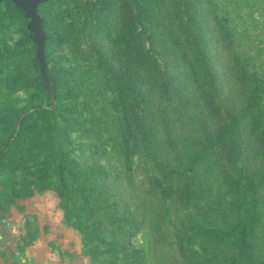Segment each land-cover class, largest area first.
I'll use <instances>...</instances> for the list:
<instances>
[{"label":"rangeland","instance_id":"374dc122","mask_svg":"<svg viewBox=\"0 0 264 264\" xmlns=\"http://www.w3.org/2000/svg\"><path fill=\"white\" fill-rule=\"evenodd\" d=\"M195 1L199 3L192 4L204 9L210 24V61H216L220 75L211 94L223 109L240 110L246 92L232 75L236 65L244 62L264 77V0ZM96 3L50 0L40 7L55 92L42 85L29 20L12 4L0 5V218L23 224L29 242L39 231L49 234L50 247L64 264H120L125 253L148 241L138 215L147 200L157 205L158 264H223L237 255V236L243 230L248 235L247 255L255 264H264V96L258 115L242 122L248 157L236 161L233 169L230 166L229 177L218 153H211L200 170L211 197L201 202L198 214L208 223L207 234L185 230L177 216L181 212L175 180L167 182L166 171L155 169L143 143L146 118L141 112L134 117L135 138L127 137L123 114L127 102L119 98L111 70H139L138 55L141 51L145 55L146 49L154 58L164 52L171 55L170 49L161 51L164 31L160 34L159 26L175 22L181 0H116L112 14L101 12ZM130 13L138 21L133 29ZM165 36L170 37V31ZM184 76L200 98L196 106L208 122L212 100L203 97L210 93L200 91L190 74ZM190 115L184 117L186 125ZM186 136L180 137L179 146L165 142L167 149L188 148ZM245 174L260 198L259 219L251 228ZM156 178L164 190L158 183L150 184ZM161 201L169 205L165 215ZM113 203L118 212L110 208ZM68 207L72 214L67 220ZM123 214L129 223L108 219ZM178 254L186 261L180 263Z\"/></svg>","mask_w":264,"mask_h":264},{"label":"trees","instance_id":"16d2710c","mask_svg":"<svg viewBox=\"0 0 264 264\" xmlns=\"http://www.w3.org/2000/svg\"><path fill=\"white\" fill-rule=\"evenodd\" d=\"M115 1L97 0L96 5L101 12L112 11V14L116 5ZM4 2L12 4L25 15L12 0H3L0 5ZM181 3V7L176 12L175 22L169 27L170 22L166 26H159V33L162 34L161 32L164 31L163 37L159 40V44L163 48H161V51L170 49L172 50L171 55L164 52L163 54L159 53L157 58H154L149 54L150 51L146 49L145 55L142 51L139 52L138 59L141 64L139 70L131 69L124 72L119 71L117 68L114 69V67L111 70L119 98L121 97L122 101L127 102L123 113L127 137L135 138L136 121H134V117H138V113L141 112V116L146 118L142 134L145 138H143V143L148 146V154L149 156L152 155L150 160L155 163V169L158 167L166 171L167 174L164 175V178L167 182L175 180L176 202L178 203V211L181 212V216L177 215L180 218L179 221L184 225L185 230L199 231L203 237L202 233L207 234L206 225L208 223L204 217L198 215L203 210L199 206L203 200L210 201L211 197L206 193V188L209 187L208 180L200 175L201 171L206 161L211 160L213 156L210 155L211 153L222 155L224 164H220L221 167L225 165L224 175L226 177L231 175L229 171L231 168L233 169L236 161L248 157L247 143L241 127L245 118L251 117V115L256 117L260 111L264 96V77L258 72L247 69L244 62L239 66L236 65L235 75H232L237 81L239 80L246 92L244 105L240 110L237 109V106L235 110L233 107L223 109L216 94H211L215 93L214 90L218 87L217 79H220V75L215 72L216 61H210V24L207 22L204 9L192 4L199 3V1L181 0ZM40 7L39 14L42 17ZM118 7L115 10L116 17ZM137 22L134 13H130V21L128 22L130 28H135L134 25ZM44 29L47 35L45 55L48 64L46 51L49 36L46 31L45 20ZM169 31L170 37L165 36L169 34ZM166 62L171 65H167ZM38 65L40 68L39 61ZM47 71L51 78L48 68ZM185 73L190 74L194 81H198L200 91L210 93V95L205 94L203 97L212 100L213 109L208 111V122L202 117L200 107L196 106L200 98L194 90H191L190 85L185 80ZM136 80L139 81L138 84L134 82ZM41 81L47 90L42 74ZM55 88V82L51 78V91L55 92ZM228 101V99H225L222 102L226 104ZM188 114H191L188 122L191 127L185 124L184 117ZM16 128L17 126H14V129ZM183 134L189 135L185 137L189 141V146L177 150L174 147L180 145V137ZM165 142L174 147L167 149V143ZM165 149L167 150L165 151ZM180 152L183 154L182 156H178ZM206 175L208 174L206 173ZM243 180L246 181L244 190H248L250 195L247 223L251 228L259 219L260 198L252 178L245 174ZM157 183L164 190L163 183L157 178L154 179V183L150 184L157 185ZM147 195H151V193H147ZM154 198L157 200L156 196ZM107 199L109 200L110 197L107 196ZM161 202L162 213H168L169 205L164 201ZM170 202H174V199ZM110 208L117 212L120 210L119 207H115L114 203ZM71 209L70 207L67 209V220L72 214ZM138 213L143 226L146 225L147 227L144 229H146L148 241L145 245L133 248L130 253H125V257H122L120 264H158L157 260L158 262L161 260L157 256V205L144 200ZM108 219L113 222L129 223V221L124 220V214L121 217L111 215ZM85 234L89 233L85 232ZM247 236L244 230L239 233L237 239L240 248L237 255L232 259L226 258L223 264H229V261L234 264V261L238 260H241L244 264H255L247 255ZM91 254L95 260L96 252L91 250ZM178 257L180 263L183 262V259L186 261L184 255L178 254Z\"/></svg>","mask_w":264,"mask_h":264},{"label":"crops","instance_id":"0c3cea01","mask_svg":"<svg viewBox=\"0 0 264 264\" xmlns=\"http://www.w3.org/2000/svg\"><path fill=\"white\" fill-rule=\"evenodd\" d=\"M14 220L0 218V264H64L51 249L49 234L39 231L29 242V231Z\"/></svg>","mask_w":264,"mask_h":264},{"label":"water","instance_id":"95a60500","mask_svg":"<svg viewBox=\"0 0 264 264\" xmlns=\"http://www.w3.org/2000/svg\"><path fill=\"white\" fill-rule=\"evenodd\" d=\"M3 0H0V3ZM14 4L25 13L29 20L28 29L32 33L33 41L37 47V57L40 64L41 74L48 91H51V78L48 75L45 47L47 35L44 29V20L39 14V7L50 0H12Z\"/></svg>","mask_w":264,"mask_h":264}]
</instances>
